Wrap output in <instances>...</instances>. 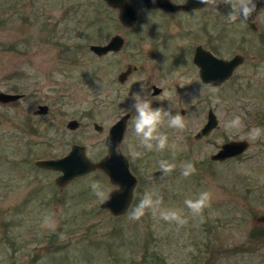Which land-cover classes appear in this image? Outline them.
Instances as JSON below:
<instances>
[{
  "label": "rangeland",
  "instance_id": "obj_1",
  "mask_svg": "<svg viewBox=\"0 0 264 264\" xmlns=\"http://www.w3.org/2000/svg\"><path fill=\"white\" fill-rule=\"evenodd\" d=\"M129 2L138 16L125 27L104 0H0V90L23 93L0 103V264H264V227L253 221L264 212V135L255 141L247 135L253 127L264 129V10L254 31L239 20L230 23L223 0L173 14ZM116 33L125 39L120 51L100 56L90 50ZM197 44L223 58H244L231 77L214 85L220 104L212 103L192 62ZM127 63L138 69L121 83L117 76ZM152 84L161 87L159 94L151 93ZM133 93L153 107L171 106L173 114L184 109L183 131L161 127L177 145L174 153L140 147ZM38 104L48 111L36 114ZM209 108L218 127L196 139ZM125 113L130 117L120 149L138 178L130 207L154 190L162 208L183 210V226L151 212L131 221L128 211L114 216L100 208L91 182L114 188L101 170L59 189V172L35 165L66 154L73 143L99 160L109 127ZM234 115L244 127L228 132L224 124ZM69 119L79 126L68 128ZM238 139L248 140L245 152L210 158L223 142ZM134 150L144 155L134 159ZM161 159L177 165L171 175L162 177ZM182 162L193 163L196 172L183 177ZM205 190L210 204L193 216L184 200ZM45 215L54 217V231L42 227Z\"/></svg>",
  "mask_w": 264,
  "mask_h": 264
},
{
  "label": "water",
  "instance_id": "obj_2",
  "mask_svg": "<svg viewBox=\"0 0 264 264\" xmlns=\"http://www.w3.org/2000/svg\"><path fill=\"white\" fill-rule=\"evenodd\" d=\"M148 7H163L171 11L190 10L206 6L198 0H186L184 3L175 4L170 0H143ZM110 7L117 9L119 21L126 27L135 24L137 19V11L128 0H104ZM258 11L264 7V0L258 3ZM251 28L255 29L254 23L248 22ZM124 44V39L119 34H114L110 39L103 44L92 43L89 48L96 55H103L109 51H117ZM244 58L241 54H235L230 59H224L211 53L201 45H197L194 50L193 61L199 67L200 78L203 83L208 85H219L226 81L233 74L235 68L243 62ZM133 66L128 65L127 68L118 74L117 79L124 82L133 70ZM159 88L154 87V93H157ZM23 96V93L6 92L0 90V103H8L16 101ZM48 105L38 104L35 113L45 114L48 111ZM183 113V109L181 110ZM129 113L121 115L108 129L105 137L107 152L99 160L93 161L86 154L85 145L73 143L69 151L56 158L36 159L35 165L41 168H46L58 171L59 174L55 177L56 186L61 189L69 181L78 176L86 175L95 170H101L109 179V182L114 185V188L108 192L109 199L101 201L100 208L107 209L112 215L118 216L124 214L130 207L133 201L134 189L137 185L138 178L132 173L128 158L122 153L120 143L123 138ZM68 128H76L79 126V121L69 119L66 123ZM93 127L102 131L103 126L97 122L93 123ZM218 127V118L212 109L207 112L206 122L195 133L196 139L205 137L210 132ZM119 147V152L117 151ZM249 147V142L246 139L229 140L223 142L219 149L210 155L212 160H224L226 158L236 156L245 152ZM256 225L264 224V212L254 215L253 219Z\"/></svg>",
  "mask_w": 264,
  "mask_h": 264
},
{
  "label": "clouds",
  "instance_id": "obj_3",
  "mask_svg": "<svg viewBox=\"0 0 264 264\" xmlns=\"http://www.w3.org/2000/svg\"><path fill=\"white\" fill-rule=\"evenodd\" d=\"M153 3L156 0H152ZM199 3L207 6L214 5L216 0H198ZM260 0H223V4L229 7L227 13V20L230 23H236L239 20L241 23H248L250 20L255 23L257 14L264 10L261 7L258 11V3ZM59 78V77H58ZM208 88L212 93V103L220 104L221 100L216 95L218 89L212 84L208 83ZM102 89V85H100ZM167 96L168 94L165 93ZM195 97H193L194 99ZM132 103L131 107L135 110L136 115L132 121V127L135 136L139 139V145L147 152H163L166 148H170L173 153L177 145L175 143L169 144V136L166 132L161 131V127L165 126L170 129L183 131L186 128V121L180 112L173 114L171 106L168 109L164 107H153L151 101L140 93H133L130 97ZM243 121L240 116L234 115L227 120L224 128L228 132H239L243 129ZM250 140H257L264 135V129L259 127L251 128L248 133ZM119 152V147H117ZM134 159L140 158L144 152L134 150L131 152ZM159 170L162 177L171 175L177 168L175 163L169 162L167 159H161L158 162ZM181 175L185 178L193 175L196 172L195 166L191 162H182L180 165ZM92 193L99 199L107 201L110 197L107 189L100 181L94 180L90 184ZM162 197L156 191H145L139 202L135 207H130L128 211V219L131 221L140 220L147 212H151L154 217H158L167 223H175L178 226H183L187 221L184 217L183 210L175 208H162ZM211 201V193L209 191H201L195 196L186 198L184 206L193 216H200L204 209L209 206ZM42 227L55 230V220L52 215H45L42 221Z\"/></svg>",
  "mask_w": 264,
  "mask_h": 264
},
{
  "label": "flooded vegetation",
  "instance_id": "obj_4",
  "mask_svg": "<svg viewBox=\"0 0 264 264\" xmlns=\"http://www.w3.org/2000/svg\"><path fill=\"white\" fill-rule=\"evenodd\" d=\"M129 1V0H128ZM172 3H175V4H181V3H184L186 0H170ZM142 2H143V4H144V6L147 8V9H150V10H156V9H162V11H165V12H168V13H171V14H173V13H177V12H183V11H190V10H196V9H199V8H202V7H199V8H193V9H190V10H177V11H171V10H169V9H166V8H163V7H148V6H146L145 5V3H144V1L142 0ZM133 6V5H132ZM207 6V5H206ZM203 7H205V6H203ZM136 9V8H135ZM137 10V9H136ZM263 10H261L258 14H257V16L262 12ZM138 16V15H137ZM257 16H256V18H255V23H254V25H255V29L254 28H251L250 27V25L248 24V23H246L247 24V26L251 29V30H257V28H258V20H257ZM136 22V21H135ZM121 23V22H120ZM122 24V23H121ZM123 25V24H122ZM134 25V24H133ZM132 25V26H133ZM124 26V25H123ZM126 27V26H125ZM116 34H118V33H116ZM120 35V34H119ZM122 36V35H121ZM123 37V36H122ZM123 39H124V37H123ZM124 41H125V39H124ZM197 45H201V44H197ZM197 45H195V47L197 46ZM202 46V45H201ZM195 47H194V50H195ZM203 47V46H202ZM205 48V47H204ZM205 49H207V50H209L208 48H205ZM194 50H193V55H192V62L194 63V61H193V56H194ZM117 51H120V49L119 50H117ZM117 51H109V52H117ZM211 53H213L214 55H216L214 52H212L211 50H209ZM109 52H107V53H109ZM106 53V54H107ZM235 54H239V53H235ZM235 54H233L231 57H233ZM103 55H105V54H103ZM101 56V55H100ZM216 56H218V55H216ZM218 57H221V56H218ZM231 57H229V58H224V59H230ZM223 58V57H222ZM195 64V63H194ZM128 65H130V66H133L134 68H133V70H132V72L129 74V76H128V78L133 74V72H135L138 68H137V65H135V64H132V63H127L126 64V66H125V69L127 68V66ZM195 66L197 67V69H198V73H199V67L195 64ZM125 69H123L122 71H124ZM122 71H120L118 74H120ZM118 77V76H117ZM199 77H200V74H199ZM127 78V79H128ZM126 79V80H127ZM201 79V78H200ZM125 80V81H126ZM119 81V80H118ZM124 81V82H125ZM120 82V81H119ZM121 83H123V82H121ZM205 84V83H204ZM206 85V84H205ZM154 87H157V88H159V91L157 92V93H154ZM151 88H152V94L153 95H156V94H159L160 92H161V87H159V86H157V85H155V84H152V86H151ZM183 108H180V112H181V110H182ZM210 109V108H209ZM208 109V110H209ZM183 111H184V109H183ZM208 112V111H207ZM182 113V112H181ZM184 113V112H183ZM129 117H130V113H129ZM128 117V118H129ZM206 119H207V114H206ZM128 120V119H127ZM206 122V121H205ZM203 126V125H202ZM201 126V127H202ZM215 129V128H214ZM213 129V130H214ZM212 130V131H213ZM211 133V132H210ZM203 138V137H202ZM248 141V140H247ZM226 142V141H225ZM213 154V153H212ZM215 161H217V160H215ZM257 227H264V224H258V225H256Z\"/></svg>",
  "mask_w": 264,
  "mask_h": 264
}]
</instances>
